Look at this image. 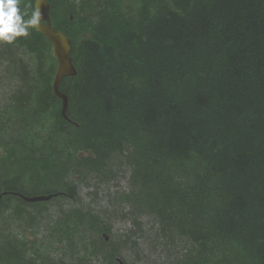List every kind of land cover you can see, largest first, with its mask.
I'll use <instances>...</instances> for the list:
<instances>
[{"label":"trees","instance_id":"obj_1","mask_svg":"<svg viewBox=\"0 0 264 264\" xmlns=\"http://www.w3.org/2000/svg\"><path fill=\"white\" fill-rule=\"evenodd\" d=\"M47 1L76 73L63 114L51 43L35 27L0 43L17 82L0 106V264H131L136 231L113 237L88 206L58 207L38 241L23 233L48 201L19 193L79 202L115 158L119 202L136 229L154 219L165 264H264V0Z\"/></svg>","mask_w":264,"mask_h":264},{"label":"rangeland","instance_id":"obj_2","mask_svg":"<svg viewBox=\"0 0 264 264\" xmlns=\"http://www.w3.org/2000/svg\"><path fill=\"white\" fill-rule=\"evenodd\" d=\"M3 46V45H2ZM23 60L26 62L30 57L21 53ZM7 64L6 61L0 62V106L6 101L10 92L15 88L17 84L15 78H10L4 67ZM1 151V148H0ZM86 152H80L79 155H85ZM123 160V158H121ZM118 159H114L118 169L114 177L109 180H105L101 183L91 179L87 185H80L77 188V196L79 202H75L73 198L59 199L58 201H50L47 199L46 207L48 208L42 214H37L32 211V215H35L33 221V228H35L36 235L31 234L30 229L24 230V234L28 239H34L38 241L42 233L46 230V223L56 216L58 207H69L74 204H81L84 207H91L95 213H100L107 219V223L110 224L111 233L113 237L127 233L130 229L135 230L136 234L132 236V239L136 241V245L133 248L127 247L123 254L125 258L131 264H165L166 253L162 248V240L156 235L157 225L154 219L147 215L139 216L141 222V228H134L131 221V216L128 215V207L125 204L120 203L119 194L127 190V178L129 176V168L124 164L117 163ZM69 199V200H68ZM72 201V202H71ZM59 204V205H58ZM125 214V215H124ZM127 215V216H126ZM9 231L17 232L20 234L21 230L17 226L16 222H13L9 226ZM109 236H106L108 239ZM181 244V243H180ZM183 245V244H181ZM172 253H175V246L170 248ZM180 249H178L179 251ZM177 252V251H176ZM55 253V252H54ZM93 264H98L94 261Z\"/></svg>","mask_w":264,"mask_h":264},{"label":"water","instance_id":"obj_3","mask_svg":"<svg viewBox=\"0 0 264 264\" xmlns=\"http://www.w3.org/2000/svg\"><path fill=\"white\" fill-rule=\"evenodd\" d=\"M35 11H39V23L35 29L40 32L50 43L52 47V54L57 59V67L53 76L52 89L53 92L62 99V112L65 113L68 100L67 96L59 90V84L63 77L74 75L76 73L75 67L72 64L70 56L71 41L69 37L60 30L54 28L50 19V5L47 0H35ZM24 200L28 202L43 201L50 198L52 195H33L25 196L19 194ZM120 264H124L118 259Z\"/></svg>","mask_w":264,"mask_h":264},{"label":"clouds","instance_id":"obj_4","mask_svg":"<svg viewBox=\"0 0 264 264\" xmlns=\"http://www.w3.org/2000/svg\"><path fill=\"white\" fill-rule=\"evenodd\" d=\"M21 3L22 0H0V43L11 44L27 37L30 29L38 25L39 11L29 15Z\"/></svg>","mask_w":264,"mask_h":264}]
</instances>
